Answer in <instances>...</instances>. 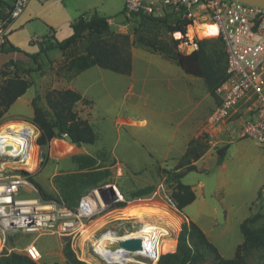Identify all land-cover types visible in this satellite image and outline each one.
<instances>
[{
  "label": "rangeland",
  "instance_id": "374dc122",
  "mask_svg": "<svg viewBox=\"0 0 264 264\" xmlns=\"http://www.w3.org/2000/svg\"><path fill=\"white\" fill-rule=\"evenodd\" d=\"M91 7L96 8L100 16L108 18L110 29L103 35L104 40L116 43L122 51L127 50L131 54L138 55L149 53L153 56H162L175 64L177 62L171 58V53L188 55L191 48L188 51L185 45L190 43L191 39L209 41L207 46L209 52L222 51V44L217 35L208 38L198 36L190 38L191 34L189 35L187 31L186 39L183 40L182 33L170 31L171 22L164 24L139 16L126 18L123 12V0H91ZM12 34L13 32L9 31L7 35ZM37 37L42 39L44 35L38 34ZM177 40H180V43L176 46ZM88 44L87 34L66 51L41 52L42 46L39 43L36 42L35 47L26 44L28 54L38 56L30 59L29 63L14 61L8 70L2 67L7 57L5 54H0V68L2 67L0 72L21 77L30 84L25 100L39 97V104L46 108L45 96L50 90H65L75 86V91L84 93V96L82 94L84 100L75 106V110L81 118L89 121L98 136L94 145L72 144L68 137L54 139L46 147L38 145L41 151V163L37 171L33 173L35 181L48 195L61 200V192L54 181L56 176L78 172V167L73 161L74 157H93L100 171L108 173L104 182L117 183L128 199L129 204L124 206V209L136 203L169 208L181 218V226L187 222L184 215L194 217L209 231L212 242L218 245L223 257L227 260L233 259L236 248L244 241L240 223L255 213L264 214V149L258 147L251 139H238V133L220 138H212L205 133L208 136L212 154L218 155L217 151L225 146H228V151L224 157L213 156L212 159L202 162L200 165L204 170L188 174L186 182L193 185L202 182L205 186L204 194L199 195L196 202L183 212L172 210L160 186H163V190L171 197L173 185L166 181L161 171L172 170L178 164L180 159L172 160L180 157V152L171 148L176 145L173 136L177 129L182 131L186 125L184 119L193 105L189 103V99L194 101L197 97L200 98L202 90L198 87L188 88L186 86L188 81L165 74L157 67L151 66L145 69L143 66L146 64H142L139 60L135 62L138 74L133 82V90H130L131 82L125 75L120 76L99 67L75 74L77 66L86 56L85 49ZM49 45L50 43L47 42L43 47L47 48ZM21 56L14 55V59ZM2 81L3 77L0 76V83ZM18 108L15 107L12 111H10L11 108L9 109L10 113L8 111L0 120V127L8 123H32V119L29 118L33 110L32 106L25 104ZM8 114L16 115L19 119L12 120L7 116ZM196 116L198 118L204 115L196 112ZM129 118L146 120L147 125L142 127L124 124L123 122H132ZM231 127L230 124L221 130L229 135ZM58 141L74 146L75 151L69 156L58 158L53 153V146ZM231 141L233 143L230 145ZM168 150L170 159L164 161L161 157ZM119 168L123 171L120 177L117 175ZM147 189H152V192L136 196L137 192ZM261 191L263 195L259 198ZM111 219V216L99 214L92 224L87 222L82 232L73 241L65 240L51 231L33 234L12 231L3 241L0 233L3 243L0 254L7 251L27 255L31 247L35 248L40 255L36 259L29 254L37 264H67L64 251L66 245L70 244L79 261L84 264H100L95 262L91 244L92 241H97L106 229L129 233L143 229L147 223L153 225L156 222L154 225H164L163 221L150 219L147 216L133 217L122 224L118 222L127 219ZM181 226L177 233L173 234L175 242L160 245L159 252L163 253L167 246L175 244L177 246ZM167 253L173 252H165L160 260H163ZM135 259L143 264L149 263L144 258L135 257ZM211 263L212 259L206 264ZM248 264L264 263L258 259L257 254H252Z\"/></svg>",
  "mask_w": 264,
  "mask_h": 264
},
{
  "label": "built area",
  "instance_id": "2783aa9c",
  "mask_svg": "<svg viewBox=\"0 0 264 264\" xmlns=\"http://www.w3.org/2000/svg\"><path fill=\"white\" fill-rule=\"evenodd\" d=\"M30 1L13 0L11 8L6 11L7 16L0 19V48L7 45L9 25L21 16ZM123 2L126 18H161L174 14L179 20L188 22L187 31L197 24H212L217 27L216 37L223 45L226 72L224 80L216 89V104L208 118V124L221 128L236 124L241 138L251 139L264 149V9L232 0ZM185 46L188 51L191 48L189 54L191 50L198 49L193 39ZM25 123L28 127L18 126L14 129L6 126L7 124L0 127V233L3 241L12 231L29 234L51 231L65 240L73 241L87 222L92 224L94 218L101 213L111 216V220L121 218L120 213L129 201L114 182H105L93 188L80 199L74 210L58 200L41 197L30 180L41 163V151L37 144L39 130L34 124ZM63 137L68 136L65 134ZM34 148H37L36 152ZM33 159L38 165L35 170H30L28 162ZM117 173L119 177L122 176V168ZM160 188L171 209L179 212L175 201L163 190V186ZM131 219L133 217L118 223ZM133 232L119 233L117 230L106 229L97 241L93 242L94 236L91 237V251L96 258L95 262L139 264L135 257H140L153 264L155 257H146L122 248L114 249L118 242L113 241L112 237L121 239ZM105 237L111 245L104 246L106 254H102L97 242ZM32 251L40 256L35 248Z\"/></svg>",
  "mask_w": 264,
  "mask_h": 264
},
{
  "label": "trees",
  "instance_id": "16d2710c",
  "mask_svg": "<svg viewBox=\"0 0 264 264\" xmlns=\"http://www.w3.org/2000/svg\"><path fill=\"white\" fill-rule=\"evenodd\" d=\"M11 6L4 0H0V19L6 15V11ZM153 21L169 23V29L172 33L180 32L183 40L186 39L188 22H183L176 18L174 14L165 17L154 18L146 17ZM73 35L63 41H53L47 48L43 45L41 52L46 50L66 51L76 45L82 37L87 34L89 44L85 49L86 56L82 63L77 66L75 74L81 73L92 67L111 71L115 74L130 76L133 71L132 54L129 51H122L116 43H110L104 40L103 35L109 32L110 26L108 18L102 17L95 13L89 20L80 17L73 25ZM192 28L189 29V35ZM181 39V40H182ZM220 40V39H219ZM221 42V40H220ZM180 40L175 41L176 46ZM198 49L191 54L182 55L171 53V58L177 62L185 74L203 79L209 94L216 98V89L225 78L226 59L222 51L209 52L207 46L209 41L196 40ZM43 44V43H42ZM222 44V42H221ZM0 48V53L21 52L19 48L10 46ZM171 52V51H170ZM35 59L38 55H28ZM14 61L4 64V69L8 70ZM3 81L0 83V120L15 104V102L24 96L30 88V84L21 77L11 76L7 72H0ZM81 93L71 90H50L46 93V108L39 104L40 98L35 97L31 106L33 108L32 124L40 132L37 144L41 147L49 146L54 139H61L67 135L70 142L76 145H94L98 136L88 120L79 116L75 106L82 102ZM211 149L207 134L203 133L197 138L192 139L186 149L185 154L181 157L178 164L172 170H162L166 181L172 183L173 191L171 198L176 203L179 212H183L186 207L191 205L196 195L192 187L182 183V179L192 172H197L196 162L205 156ZM228 146L217 151L218 155L224 157ZM73 161L78 167V172L56 176L55 184L61 192L62 204L69 209H76L80 199L90 192L93 188L105 183L108 173L102 172L97 167V161L93 157L76 156ZM30 180L37 187L41 197L44 199H54L48 195L43 188L35 181L34 176ZM152 189L141 190L136 196L147 195ZM263 192H259L260 198ZM56 200V199H54ZM240 230L244 241L240 244L233 259L227 260L218 251L217 247L208 239L202 229L192 221L184 222L176 244L167 246V253L159 264H206L212 259L211 264H248V259L252 254H257L258 259L264 263V214L256 213L245 219L240 225ZM176 249V251H175ZM64 255L67 264H84L75 256L70 244L66 245ZM0 264H37L30 257L24 254L4 251L0 254Z\"/></svg>",
  "mask_w": 264,
  "mask_h": 264
},
{
  "label": "crops",
  "instance_id": "0c3cea01",
  "mask_svg": "<svg viewBox=\"0 0 264 264\" xmlns=\"http://www.w3.org/2000/svg\"><path fill=\"white\" fill-rule=\"evenodd\" d=\"M4 1L8 3L10 6L13 3V0H4ZM95 13H97L96 8L91 7V0H31L28 6L26 7V9L24 10V12L21 14V16L13 20L7 29V34L9 31H12L13 34L7 35V45L5 48L7 49L12 45L16 48H19L23 53L21 52H12V53L9 52V54L0 53V54H5L7 57L2 67L4 66V64L8 63L9 61H15V62L19 61L23 63H29L31 58L26 55L29 53L26 44H29L30 46L33 45L35 47L36 42L39 43L40 45L43 44L45 45V43L47 42L51 43L55 40L61 42L73 35L72 25L80 17H84L85 20H89L91 16L94 15ZM38 34L44 35V38L39 39V37H37ZM17 54L22 56L18 57V59H14V55ZM136 60L141 61L142 64H146L145 66H143L145 69H148L151 66L157 67L165 74L172 75L173 77H180L181 79L188 81L186 84L188 88L193 89L198 87L200 90H202L201 91L202 96L200 98L197 97V99H195L196 101L189 99L190 100L189 103L193 105L189 114L184 119L186 121V125L182 131L181 129L180 130L177 129L174 133L173 141H176L175 143L176 145L171 146V148H175L177 151H179L180 157L173 158L172 160L181 159V157L186 152L189 142L192 139L200 136L202 133H207L209 137L212 138H220L221 136H233L238 133L236 128L232 130L234 126L230 128L232 131L230 130V134L228 135L221 130V127H215L208 124V118L215 107V98H213L207 91L203 79L185 74L179 65L169 62L162 56H153L149 53H143L141 55H138L136 53L132 54L133 71L130 76H125L127 77L126 79L131 82L130 83L131 87H129L130 90H133L134 87L133 82L136 80L138 74V70L135 66ZM69 89L75 90L76 88L75 86H73L70 87ZM82 94L83 96L85 95L84 93ZM25 97L26 94L21 98H19L15 102V104L11 107L10 111H12L15 107H19L18 109H20V107L25 104L31 105L33 98L25 100ZM196 112H200L204 116L203 117L200 116L201 118L198 117L199 118L198 119L197 116L195 117ZM33 114L34 113L32 110V112L29 115L30 119H32ZM193 115L194 117H192ZM7 116H9L10 119L12 120L19 119V117H16V115L12 116L8 114ZM191 117L193 118V120L191 119ZM129 119L131 120L132 118ZM123 123L127 125H135V126L138 125L142 127H145L147 125L146 120H136V119H132V122H123ZM237 138L243 139L239 135L237 136ZM62 143H66V142H62ZM232 143L233 141L230 142V145ZM212 152L213 151L210 149L205 156H203L199 161L196 162V167L198 171L204 170L200 164L202 162H205L206 159H212L213 156H217V157L219 156L217 154H212ZM169 154L170 151L168 150L161 157V159L164 161L170 159V157H168ZM188 176L189 175H186L182 179V183L191 186L193 191L195 192L196 199L192 203L194 204L198 199V196L204 194L205 186L202 182H199L197 185L188 184L186 182ZM184 216L187 221H192L195 224H197L206 234L208 239L212 242L209 231L205 229V226L202 223L200 222L198 223L194 219V217H188L186 215ZM245 219H243V221ZM242 222L240 223V225L242 224ZM212 243L217 247L218 251L220 252L221 250H219L218 245L214 242Z\"/></svg>",
  "mask_w": 264,
  "mask_h": 264
},
{
  "label": "bare ground",
  "instance_id": "6f19581e",
  "mask_svg": "<svg viewBox=\"0 0 264 264\" xmlns=\"http://www.w3.org/2000/svg\"><path fill=\"white\" fill-rule=\"evenodd\" d=\"M189 32V30H188ZM190 38L193 37H199V38H208V37H214L218 35L217 27L212 24H205V25H196L192 27ZM177 37H179L178 34H176ZM6 126H10L14 129H17L18 126L25 127L28 125L23 123H8ZM75 147L72 145H69L67 143L62 142H56L53 146V153L58 158H64L65 156H69V154H72L75 151ZM33 150H37V148H34ZM38 165V162L36 160H32L31 162H28V168L30 170H35ZM140 203H136L135 205H132L130 207H127L123 209L120 213V217L122 219H128L130 217H136V218H142V217H150V219L154 220H161L164 222V225H154L153 223L151 225L150 223L145 224L143 229L133 232L132 234H126L121 239H116L112 237L113 241H117V246L114 247V249H124L125 251H135L136 254H141L146 257H155V261L153 264H157L158 261L161 258L162 252L158 251V248L160 245L163 244H172L175 242V239H173V234L175 235L177 231L180 229L181 224V218L177 216L174 212H172L169 208H157L154 206L149 205H143ZM118 218L117 219H121ZM142 220V219H141ZM146 221V220H145ZM151 222V221H150ZM144 223V222H143ZM98 226H96L97 228ZM99 228V227H98ZM97 230V229H96ZM92 234V233H91ZM109 241L105 238L100 239L97 244L100 246L101 253L106 254V251H104V246L111 245L108 243ZM137 242L139 244V248L132 250L129 245V243ZM114 243V242H112ZM2 241L0 239V247L2 246ZM111 247V246H110ZM28 252H30L31 256L38 259L39 256L32 251V248L30 247L28 249ZM132 258V257H131ZM126 259H129V257H126ZM133 260V258H132ZM139 264H143L141 261H139ZM149 264V263H145Z\"/></svg>",
  "mask_w": 264,
  "mask_h": 264
},
{
  "label": "water",
  "instance_id": "95a60500",
  "mask_svg": "<svg viewBox=\"0 0 264 264\" xmlns=\"http://www.w3.org/2000/svg\"><path fill=\"white\" fill-rule=\"evenodd\" d=\"M232 1H237L246 5H250L253 7H260L264 9V0H232ZM193 52V50H191V53ZM27 190H30V188H26ZM131 245H129L131 247L132 250L139 248V244L137 242H131L129 243Z\"/></svg>",
  "mask_w": 264,
  "mask_h": 264
}]
</instances>
